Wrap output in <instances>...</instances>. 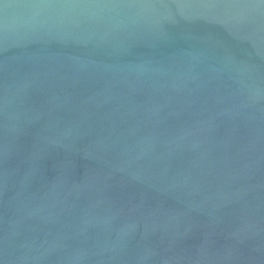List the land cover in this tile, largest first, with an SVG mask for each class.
<instances>
[{"label": "water", "instance_id": "95a60500", "mask_svg": "<svg viewBox=\"0 0 264 264\" xmlns=\"http://www.w3.org/2000/svg\"><path fill=\"white\" fill-rule=\"evenodd\" d=\"M0 264H264V0H0Z\"/></svg>", "mask_w": 264, "mask_h": 264}]
</instances>
